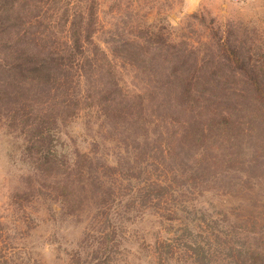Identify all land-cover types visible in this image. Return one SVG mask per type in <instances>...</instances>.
Instances as JSON below:
<instances>
[{
	"label": "rangeland",
	"instance_id": "374dc122",
	"mask_svg": "<svg viewBox=\"0 0 264 264\" xmlns=\"http://www.w3.org/2000/svg\"><path fill=\"white\" fill-rule=\"evenodd\" d=\"M66 20L87 58L12 66ZM249 75L264 0H0V264H264Z\"/></svg>",
	"mask_w": 264,
	"mask_h": 264
},
{
	"label": "trees",
	"instance_id": "16d2710c",
	"mask_svg": "<svg viewBox=\"0 0 264 264\" xmlns=\"http://www.w3.org/2000/svg\"><path fill=\"white\" fill-rule=\"evenodd\" d=\"M64 26L65 39L61 40V43H57L53 47L47 49L46 52H43L32 48L28 41L26 42L25 48H22L19 52V54H23L26 59L20 60L21 58H18L12 66L24 71L41 72L43 69L49 67L60 69L66 66H74V63L79 61L80 56L87 58L86 48L87 45L92 43L90 35L91 24H78L66 20ZM228 58L232 63H234V61L240 62L237 56H229ZM249 78L252 79L249 91L257 97V100L264 99V87L257 82L256 79H258V77L249 75ZM188 92H190V90H186L185 94ZM222 119L224 121L223 125L229 123L230 119L228 116L222 117Z\"/></svg>",
	"mask_w": 264,
	"mask_h": 264
},
{
	"label": "built area",
	"instance_id": "2783aa9c",
	"mask_svg": "<svg viewBox=\"0 0 264 264\" xmlns=\"http://www.w3.org/2000/svg\"><path fill=\"white\" fill-rule=\"evenodd\" d=\"M235 1H245V0H235Z\"/></svg>",
	"mask_w": 264,
	"mask_h": 264
}]
</instances>
